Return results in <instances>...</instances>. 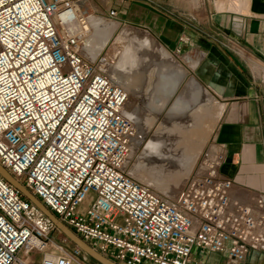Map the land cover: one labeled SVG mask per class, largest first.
<instances>
[{
    "label": "built area",
    "instance_id": "obj_1",
    "mask_svg": "<svg viewBox=\"0 0 264 264\" xmlns=\"http://www.w3.org/2000/svg\"><path fill=\"white\" fill-rule=\"evenodd\" d=\"M96 1V0H95ZM110 20L125 23L97 0ZM80 0H0V166L84 243L115 264H246L261 252L264 195L207 176L175 199L129 175L136 136L129 98L85 57ZM222 156V161L225 160ZM255 210V209H254ZM52 221L0 175V264H86L84 252L51 251Z\"/></svg>",
    "mask_w": 264,
    "mask_h": 264
},
{
    "label": "bare ground",
    "instance_id": "obj_2",
    "mask_svg": "<svg viewBox=\"0 0 264 264\" xmlns=\"http://www.w3.org/2000/svg\"><path fill=\"white\" fill-rule=\"evenodd\" d=\"M187 1L193 9L202 5L199 16L206 17V0ZM84 4H88L95 11L93 0H80V6ZM96 16L91 13L84 18L85 23L71 27L73 32L90 31L86 34L84 56L96 61L101 51L115 37L116 55L113 56H116V61L101 64V70L115 85H119L129 94H136L143 88L150 69L152 71L150 77L155 76L152 81L154 85L151 87L153 99L148 100V108L161 117L156 125L154 120H149L146 129L140 123L136 124L139 135L137 136L136 133L131 148V159L133 157L136 162H133V165L130 160L128 166L131 178L141 181L146 186L153 184L157 189L163 188L164 193H174V196L181 193L173 187L186 188L191 182L202 181L207 176L218 178L220 160L225 155L224 150L220 148L219 155L214 159L205 156L202 151L209 139L211 142L215 141L216 129L221 125L228 103L211 88L199 82L195 76L194 71L205 59V52L198 53L196 58L191 55L178 58L171 54L150 31L120 21L107 22ZM235 47L238 48L237 45ZM240 52L242 57L246 56L245 51L240 49ZM141 56L143 61L139 67ZM252 69L257 78L264 77V70L259 65H252ZM185 79L187 85L178 94L181 86L176 91L175 88ZM128 105L124 113L133 121L138 113L135 109L128 108ZM153 125L154 129L151 130ZM147 166L151 169H146ZM162 172L166 173L168 179L155 176ZM192 175H195L193 179ZM234 192L235 189L231 194L240 201ZM251 200L258 201L254 199L253 194ZM251 209L257 218L264 214L263 209ZM260 237L262 242L259 246L264 248V228Z\"/></svg>",
    "mask_w": 264,
    "mask_h": 264
},
{
    "label": "crops",
    "instance_id": "obj_3",
    "mask_svg": "<svg viewBox=\"0 0 264 264\" xmlns=\"http://www.w3.org/2000/svg\"><path fill=\"white\" fill-rule=\"evenodd\" d=\"M201 6L192 8L197 20L175 16L151 0H122L116 8L121 19L150 31L170 49L205 52L198 69L207 64L205 75L235 95L216 136L226 156L220 172L245 192L264 195V77L257 78L252 69L255 64L264 70V0H206L205 18L199 16ZM260 249L246 264H264V248ZM19 259L27 263L16 264L43 261L40 254L23 252ZM204 261L223 264L224 255L207 254Z\"/></svg>",
    "mask_w": 264,
    "mask_h": 264
},
{
    "label": "rangeland",
    "instance_id": "obj_4",
    "mask_svg": "<svg viewBox=\"0 0 264 264\" xmlns=\"http://www.w3.org/2000/svg\"><path fill=\"white\" fill-rule=\"evenodd\" d=\"M93 1L95 3V11L93 10L92 7L90 8L88 6V4H84V6H82V12L84 14V18L85 17H88L92 13L95 16L97 15L96 16L97 18H101L104 21L113 22L107 16V13H105V8L102 5H100V3L97 0L96 1L93 0ZM121 1L122 0H115V2H114L113 5L116 7L117 4H121ZM139 1L146 2V1H149V0H139ZM151 1H153V2H159V4L162 7L166 8L167 11H171L172 14H174L175 16H178V17L179 16H182L184 18H186V17L188 18L190 16H194V18L196 17V20H197V15L193 12L194 10H192V7L190 5V2L187 1V0H151ZM122 20L125 22V24H127V25L129 24L126 21V18H124ZM191 21L194 22V23L196 22V21H193L192 19H191ZM129 25H131V24H129ZM154 37L157 40H159L171 52V54H174L176 57L178 56V58H185L188 55H191L193 58H196L198 56V53H196L191 47L190 48H186V49L182 48V49H179V50L170 49L164 42H162V40H160L156 36H154ZM114 41H115V37L112 40L109 41L108 46L103 51H101V54H99V56H102L105 59L104 63H107V62H113L114 63L116 61L115 60L116 56H113L114 54L116 55V53H114L115 52L114 51L115 50L114 49V46L116 45V44H114L115 43ZM84 43L87 44L86 43V37H85ZM88 59H89V57H88ZM141 61H143L142 56L139 57V67L141 66L140 65L142 63ZM198 68L194 71V73L197 72L198 70H200ZM150 72H152L151 69L149 70V74H148L149 77L144 80V86H143V88L138 93H136V94H131L130 93L129 94L128 92H126L127 97L129 98L128 108L135 109L136 113H138V115H139V116L137 115L136 118L132 121L134 127L136 128L137 136L139 135L138 134V132H139L138 127H136V124L137 123H140L146 129L147 128V125H148L147 122L149 120H154L153 121L154 122V125H156L159 122V119L161 117V115L159 116L156 112H152L153 110L151 111L148 108V100L153 99L152 98L153 97V94H152L153 91H152L151 87L154 85V83H152V81L155 79V76L154 77H150V74H151ZM186 85H187V79L182 80L181 83L176 86L175 91L177 90V88H179L181 86V88L178 91V94H179L180 92H182L185 89ZM154 125L151 128V130L154 129ZM180 125H187V124L186 123H180ZM218 128L219 127H217L216 131H218ZM216 139H215V141L212 140V142L209 139L208 142H206V145L204 146V149L202 151V153L205 156H211V159H214L215 157H217L219 155L218 150L221 148L219 146V143H217ZM134 155H136V152L134 153ZM131 161H132V163L133 162L135 163L136 162V159L134 160V158L132 157ZM221 161H222V159L220 160V164H221ZM134 163H133V165H134ZM146 169H151V167L150 166H147ZM194 174H196V173H194ZM155 176L157 178H160V179H165V180H166V178L168 179V177L166 176V173L165 172H162V174L161 173L160 174H156ZM194 177H195V175H192V179ZM140 183H141V181H140ZM141 184H143V183H141ZM147 187H150L153 191H155L161 197L163 196V197H166V198H169V199H175L177 197V196H174V193H171V194L170 193H167V192L164 193L165 191L163 190V188L161 190L160 189H157L156 186L154 187L153 184H149ZM173 188L176 189V191L182 193L188 187L184 188V186H177V187H173ZM234 194L236 195V197L238 199H240V201H244L246 203L249 200H251V197H252V194L251 193H249V192L247 193L245 191L242 192V191H239V190H235ZM50 239H51V244H52L51 245L52 246L51 247V251H56L60 247L67 248V250H69V251H72L74 249V246L75 245L72 244L66 238V236L64 234H62L57 229L51 234ZM260 247L261 246H259V248ZM86 257L88 258L86 264H99L97 261H95L94 259L92 260L87 255H86Z\"/></svg>",
    "mask_w": 264,
    "mask_h": 264
},
{
    "label": "water",
    "instance_id": "obj_5",
    "mask_svg": "<svg viewBox=\"0 0 264 264\" xmlns=\"http://www.w3.org/2000/svg\"><path fill=\"white\" fill-rule=\"evenodd\" d=\"M207 64L201 66L200 70L195 73L199 82H202L205 86L211 88L216 94L220 95L226 103L230 104L231 101L235 98L234 93L231 89L219 86L217 83H214L210 79V75L206 76ZM0 175L6 179V181L11 184L14 188L20 191L25 199L35 205L45 216H47L57 230L66 236V238L74 244L77 248L79 247L85 255L94 259L99 264H115L108 258L101 256L97 251L92 249L87 243H84L79 237H77L71 230H69L64 224H62L52 213L47 210V208L37 200V198L32 195L22 184L18 183L10 174L7 173L5 169L0 166Z\"/></svg>",
    "mask_w": 264,
    "mask_h": 264
}]
</instances>
